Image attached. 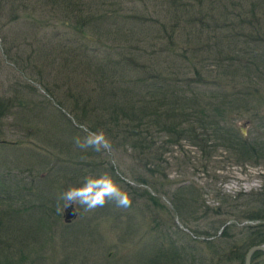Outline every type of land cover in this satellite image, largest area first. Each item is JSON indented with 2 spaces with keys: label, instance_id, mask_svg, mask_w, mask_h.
Here are the masks:
<instances>
[{
  "label": "rangeland",
  "instance_id": "374dc122",
  "mask_svg": "<svg viewBox=\"0 0 264 264\" xmlns=\"http://www.w3.org/2000/svg\"><path fill=\"white\" fill-rule=\"evenodd\" d=\"M257 1L264 5V0ZM250 2L255 0H77L83 6L92 3L98 11L75 14L102 20L99 28H81L45 0H0V210L10 208V214L11 208H27L1 237L14 244L7 264H164L167 258L156 249H165L174 232L202 248L212 264H239L221 258L229 248L226 238L215 244L223 245L224 252L211 251L206 238L194 236L192 229L203 230L211 220L232 223L236 236L231 243L241 242L247 228L264 229L261 219L235 213L226 218L221 212L226 205H220L221 198L239 197L240 206L251 202L255 212L258 199L252 196L264 188V164L235 163L225 148L201 150L181 141L162 151L159 165L158 134L150 154L143 156L107 136L111 153L82 151L73 139L83 138L82 127L89 130L100 113L95 104L100 78L94 76L95 83H90L81 58L83 45L91 56L122 52L133 68L124 87H141L136 90L141 95H146L142 87L147 84L140 81L147 78L157 85L164 78L186 99L198 94L199 102L209 97L218 102L216 91L226 92L232 100H222L227 111L222 123L242 138L262 139L264 85L249 93L253 85L242 73L261 62L247 49L264 52L263 17L255 9L257 20L250 19ZM258 36L262 41L256 42ZM225 54L252 63L238 71L232 61L227 70ZM235 98L242 103L235 106L240 102ZM81 110L89 119L81 120ZM141 157L151 158L153 165H145ZM101 174L117 178L122 191L126 184L132 186L127 193L130 206L120 208L109 201L85 211L71 204L75 218L63 223L64 212H57V206L64 207L59 194L81 185L85 176ZM193 190L199 193V210L195 203H178ZM202 206L219 208L220 213L195 220ZM250 264H264V254L258 253Z\"/></svg>",
  "mask_w": 264,
  "mask_h": 264
},
{
  "label": "trees",
  "instance_id": "16d2710c",
  "mask_svg": "<svg viewBox=\"0 0 264 264\" xmlns=\"http://www.w3.org/2000/svg\"><path fill=\"white\" fill-rule=\"evenodd\" d=\"M45 1L47 6L49 5L52 10H62L66 12L69 22H71V18L75 19V27L81 26V28H84L87 26L90 28H99L101 26L102 20L98 21L91 16L87 19L85 17L81 18L74 13L85 12L91 14L93 11L97 12L98 10L96 8L92 10L91 6H94L92 3L91 5L85 4L86 6H83V3H77V0ZM255 9L260 11L261 16H259V18L263 17L262 22H264V5H261L257 0H255V2H250L248 8L250 19L257 20L254 14ZM261 33L264 37V28H261ZM262 36L256 37V42L262 41L260 40ZM80 48L83 51V57L81 58L86 60L85 71H90L88 75L89 80L91 79L90 83H95V80H93L94 76L98 75L100 78L98 88L101 91L97 95V100L95 102L96 105L100 106L99 118L93 117L94 125L89 128V131H102L110 140L114 139L120 146H122L123 143H128L130 147L137 150L141 156L150 154V151L156 143L154 135L158 134L159 165L163 161L161 158L162 151L166 152L165 150H167L168 147L175 146L176 144L178 145L181 141H187L192 146L201 150L207 147L212 151H216L218 147L225 148V150L231 153V158L234 159L235 163L252 162L254 164H264V135L262 139L253 138L252 140H247L246 138H242V135L240 136L237 134L231 127L222 123L223 115L227 113V111L224 113L226 107L222 106V100H232L230 99L231 96L226 92L216 91V94L219 96L218 102L210 97L209 99L206 98L205 102H199L198 94L194 95L191 99H186L182 91L177 90L179 87L170 85L164 78L159 79L160 82L158 84L160 85L151 83L153 79L149 80V78H147L141 79L140 81L142 85H145L144 83L147 84L142 87L146 95H141V93L136 91L141 87L134 89L124 87L127 83H125V81H127L126 76L129 72L133 71V68H129V64L125 63L122 52L114 56L110 50H105L100 56H91L88 54L85 45ZM84 51L86 54H84ZM240 52L238 50L239 54H241ZM247 52L252 54L253 58L256 60H261L259 63L253 62L255 65L253 71H247V69L242 72L248 82L253 85V87H251L253 91L248 92L257 93V87L264 85V71L262 70V68L264 69V52L261 50L257 51L255 48L247 49ZM75 57H79V55L77 54ZM224 57H226L225 60L229 62L226 66L227 70H231L228 69V67L230 68V62L232 61L237 65L238 71L241 70V65L247 67V65L252 63L249 59H244L243 61V58L238 55L229 58V56L225 54ZM259 67H261L260 70ZM234 69L235 68L232 70ZM146 81H150V83ZM105 88H107V90H105ZM239 99L241 98H235V102L240 101ZM76 102L78 103L77 100ZM241 103L242 101L238 102L235 106ZM85 105H87V102H84L83 106ZM91 112L94 116L95 110L92 109ZM87 113L88 112L85 114L84 110H81V120L89 119L85 118L87 117ZM141 158L143 163L147 162L145 165H153L151 158ZM113 181L117 183L118 179L116 178ZM125 187L126 190L123 191L126 193L131 192L133 189L132 186L127 184ZM260 189L262 190L260 194L257 195L256 193L252 196L258 199V207L255 212H253L254 209H250L251 202L240 206V203L237 201L239 197L221 198L220 205L221 203L226 205V208L221 212L226 214V218H228L231 213H235L238 217L249 220L250 218L264 220V200H262L264 197V188ZM180 190L182 189L178 188V191L182 192ZM216 194L219 197V194ZM188 195L189 197L187 199L183 200L182 198L178 203L187 205L195 203V207L197 208L200 205L196 202L197 195H199L198 191L195 192L193 190V192H190ZM250 201H254V199L252 198ZM22 208L21 210L11 208L12 212L10 214L13 215L9 214L10 210L7 211V209L10 208L0 210V264H7L8 249L14 245L12 242L8 243L6 240L1 239V237H3L7 231L8 225L11 224L12 221H15L17 216H20L23 211L27 210L25 207ZM197 210L199 209L197 208ZM201 210L202 214H197L194 217L195 220L203 219L208 214H211L212 217L218 216L220 213L219 208L203 209L202 206ZM41 211L44 212L45 209H39L38 212L41 213ZM194 213H196V211H193L192 214L194 215ZM6 220H9V222ZM225 222L211 220V222L207 224L208 226L203 230H200V226H196L195 229L193 228L192 234L198 237L199 235L204 236L207 241L205 243L206 248L211 251L218 249L224 252L222 250L224 249L223 245L215 244L226 238V240H228L227 247L229 248L226 250L227 253H224L225 256L221 258H232L238 261L239 264H243L244 256L249 248L264 244V229L260 227L247 228V231L241 232L240 234V237H244L241 242L237 243L233 241L231 243V238L236 236V234L231 233V231H233L232 223L225 224ZM173 234V237L167 242L165 249H160V251L156 249L159 255L163 254V257L167 258L168 261H165L167 263L163 262L164 264H212V259L208 257L206 252L202 251V248H198V245L194 247V244L190 241H186L183 233L174 232ZM215 234L218 236L215 237L214 240L213 237ZM4 248L7 249L6 253L3 252ZM192 249L193 251H190ZM257 255L258 253L253 254L252 259ZM175 257H177L178 260H175ZM155 261L150 262V264H158Z\"/></svg>",
  "mask_w": 264,
  "mask_h": 264
},
{
  "label": "clouds",
  "instance_id": "9594fccd",
  "mask_svg": "<svg viewBox=\"0 0 264 264\" xmlns=\"http://www.w3.org/2000/svg\"><path fill=\"white\" fill-rule=\"evenodd\" d=\"M82 131L85 133L83 138L75 137L73 139L76 148L82 151L91 148L97 152L111 153V142L102 131L93 132L86 127H82ZM58 200L64 202L63 209L57 206L58 213L63 212L69 204H79L85 211L103 207L109 201L114 202L120 208H127L131 204L128 194L122 191L107 174L85 176L81 185L69 187L59 194Z\"/></svg>",
  "mask_w": 264,
  "mask_h": 264
},
{
  "label": "water",
  "instance_id": "95a60500",
  "mask_svg": "<svg viewBox=\"0 0 264 264\" xmlns=\"http://www.w3.org/2000/svg\"><path fill=\"white\" fill-rule=\"evenodd\" d=\"M1 143H6L4 141H2ZM64 214H63V218H62V222L67 224L69 223L72 219L75 218V212L72 209V205L69 204L68 206H66L64 208ZM255 252H261L264 253V244L262 245H258V246H253L251 248H249L244 256V263L243 264H249L250 263V258L251 255Z\"/></svg>",
  "mask_w": 264,
  "mask_h": 264
},
{
  "label": "bare ground",
  "instance_id": "6f19581e",
  "mask_svg": "<svg viewBox=\"0 0 264 264\" xmlns=\"http://www.w3.org/2000/svg\"><path fill=\"white\" fill-rule=\"evenodd\" d=\"M256 253V252H255ZM255 253H253V254H255ZM257 253H261V252H257ZM253 254L251 255V258H250V262H251V260H252V256H253ZM262 254H264V253H262ZM243 263H244V261H243ZM250 264V263H249Z\"/></svg>",
  "mask_w": 264,
  "mask_h": 264
}]
</instances>
